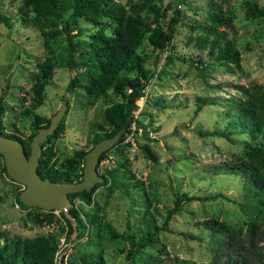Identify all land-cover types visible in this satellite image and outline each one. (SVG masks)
Returning a JSON list of instances; mask_svg holds the SVG:
<instances>
[{"label": "rangeland", "instance_id": "rangeland-1", "mask_svg": "<svg viewBox=\"0 0 264 264\" xmlns=\"http://www.w3.org/2000/svg\"><path fill=\"white\" fill-rule=\"evenodd\" d=\"M114 1L126 4L129 0ZM255 1L264 5V0ZM19 3L20 0H0V11L10 16L11 22L10 26L0 22L1 119L6 130L26 138L31 126L24 110L45 121L63 106L59 119L63 129L49 142L51 160L58 165L74 149L90 147L89 127L102 121L105 104L100 99L91 102L84 93L83 66H66L65 34L49 37L36 27L21 23L14 14ZM162 5L170 7L165 11L166 17L171 15L174 1L162 0ZM176 7L181 14L174 23L170 43L161 51L148 44L140 49L148 54L145 67L149 70L143 94L136 100L135 114L141 130L136 137L131 130L125 132L123 140L106 149L97 162L98 171L108 180L94 188L91 204H83L77 197L70 200L80 204L85 212L96 204L101 219L122 231L127 222L133 226L140 218L147 202L155 223L161 224L175 195L185 192L202 198L182 201L171 212L167 228L154 232L152 242L130 257L123 238L97 235L92 226L76 236L68 231L57 210H50L52 219L47 222L43 219L45 209L19 206L14 196L23 185L8 177L0 156L1 232L28 237L50 231L59 237L64 235L68 262L80 254L97 253L103 264H205L214 253L215 233L203 220L228 224L241 235L252 221L257 229L256 249L264 260V190L254 192L243 169L236 166L254 138L239 126L228 124L236 113L235 101L242 97L241 88L253 82L264 85V17L246 18L242 0H185ZM218 9L232 14L231 26L219 24L217 28L232 40L238 64L213 60L205 48L187 41L188 36L198 33L193 23L208 25L207 13ZM105 26L107 33L110 27ZM96 28L78 19L70 31L72 40H89ZM199 59L205 61L203 75L195 68V64L200 66L196 61ZM71 76H76L79 83L67 91L65 86ZM198 101L202 104L195 110ZM227 128L228 137L198 133V129L210 132ZM128 172L140 182L138 191L130 188L135 209H131L130 197L123 195L119 187L130 180ZM218 192L222 195L210 197ZM35 212L43 219L39 223L32 219ZM70 222L74 223L71 218Z\"/></svg>", "mask_w": 264, "mask_h": 264}, {"label": "trees", "instance_id": "trees-1", "mask_svg": "<svg viewBox=\"0 0 264 264\" xmlns=\"http://www.w3.org/2000/svg\"><path fill=\"white\" fill-rule=\"evenodd\" d=\"M173 1L172 13L166 17L165 11L170 7L163 6L162 0H129L126 4L114 0H20L14 13L20 22L36 27L42 34L49 37L63 32L68 45L66 66L68 68L83 66L86 74L82 83L84 93L91 102L100 99L105 104L101 110L102 121L94 122L89 127L87 139L90 146L96 140L110 136L120 128L123 133L112 146L122 141L123 134L128 130H131L136 137L141 127L137 124V114H135L136 100L143 94L145 81L149 76V70L145 67L148 54L140 49L148 44L152 49L161 51L170 43L174 23L180 19L181 14L176 5L185 0ZM242 1L245 3L246 18L264 17V5L258 4L255 0ZM102 18H106L108 23L106 24ZM207 18L208 25L193 23L198 33L194 37L188 36L187 41H192L193 45L199 48H205L206 55L212 56L213 60L238 64L239 56L232 40L217 28L219 24L231 26V12L223 14L218 9L208 12ZM78 19L97 26L89 40H72L70 31ZM164 19H166L165 22H163ZM0 22L10 26V16L0 11ZM57 25L59 27L55 28ZM105 25L110 27L107 33L104 32ZM196 61L200 63V66L195 64V68L200 75H203L202 68L205 61L202 59ZM77 83H79L78 78L71 76L65 89L70 91ZM241 91L242 97L234 103L236 113L229 118L228 124L239 126L241 131H246L250 137L254 138L244 153V159L236 166L243 169L248 181L255 188L254 192L257 193L264 190V85L253 82L242 87ZM201 104L198 101L195 110L200 108ZM2 110L0 101V134L17 138L22 143L25 154L28 155L32 134L38 127L47 125L49 119L42 121L36 113L24 110L23 113L29 117L31 131L26 138H23L14 131L5 129L1 119ZM62 129L63 122L60 120L53 132L41 142L36 171L41 177H48L50 180H78L82 175L84 153L87 149H74L72 154L61 160L58 165L51 160L53 151L49 142ZM198 133L228 137L229 129L210 132L198 129ZM105 152L106 149L99 154L98 161ZM0 156L2 157L1 154ZM3 170H5L4 165ZM101 175L103 182H107L108 177ZM126 176L130 180L120 183V191L123 195L130 197L132 204L130 207L135 209L130 188L138 191L140 182L131 172ZM99 183H94L87 190L69 192L67 195L70 199L77 197L83 204L89 205L92 203V192ZM215 195L222 194L218 192L210 197ZM192 197L202 198L185 192L175 195L173 205L167 210L161 224L155 223L147 202L148 205H145L140 212V218L133 226L127 222L126 228L122 231L115 230L109 221L101 219L96 204L92 205L91 211L86 212L80 204H71L67 208L68 216L62 210H58V213L65 219L68 231H73L76 236L82 235L85 228L92 226L97 235L106 233L111 238H123L127 243V255L133 257L140 247L152 242L154 232L167 228L166 223L171 212L176 211L182 201ZM14 199L21 207L42 209L38 206L23 204L17 198V193ZM43 215V219L47 222L51 221L50 210H45ZM32 217L38 223L43 220L37 212L33 213ZM202 223L215 233L214 253L205 264H264V260L260 258L256 249L254 232H257V229L252 221L247 223L243 235L238 229L214 219L203 220ZM0 236L3 237L0 243V264H53V253L59 237L57 232L50 231L28 237L8 236L4 231H0ZM69 262L70 264H103L97 253L80 254L70 258Z\"/></svg>", "mask_w": 264, "mask_h": 264}, {"label": "water", "instance_id": "water-1", "mask_svg": "<svg viewBox=\"0 0 264 264\" xmlns=\"http://www.w3.org/2000/svg\"><path fill=\"white\" fill-rule=\"evenodd\" d=\"M63 106L57 109L48 120L47 125L40 126L32 134L29 141V154L26 155L22 143L14 137L0 134V154L3 157L5 172L9 178L23 185L17 192V198L25 205L38 206L45 210H62L72 204L67 193L89 189L103 176L96 165L99 154L113 145L120 137L122 128L110 136L96 140L84 153L82 175L78 180H50L41 177L36 171L41 142L51 134L59 122Z\"/></svg>", "mask_w": 264, "mask_h": 264}, {"label": "built area", "instance_id": "built-area-1", "mask_svg": "<svg viewBox=\"0 0 264 264\" xmlns=\"http://www.w3.org/2000/svg\"><path fill=\"white\" fill-rule=\"evenodd\" d=\"M59 241L53 253V264H70L67 260L68 244L64 242V235L58 238Z\"/></svg>", "mask_w": 264, "mask_h": 264}]
</instances>
